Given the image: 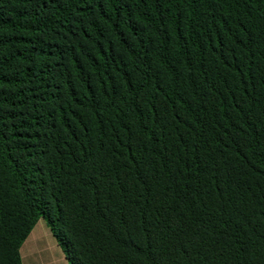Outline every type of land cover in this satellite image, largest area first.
I'll list each match as a JSON object with an SVG mask.
<instances>
[{
	"label": "trees",
	"instance_id": "trees-1",
	"mask_svg": "<svg viewBox=\"0 0 264 264\" xmlns=\"http://www.w3.org/2000/svg\"><path fill=\"white\" fill-rule=\"evenodd\" d=\"M40 219L69 264H264V0H0V264Z\"/></svg>",
	"mask_w": 264,
	"mask_h": 264
},
{
	"label": "crops",
	"instance_id": "crops-1",
	"mask_svg": "<svg viewBox=\"0 0 264 264\" xmlns=\"http://www.w3.org/2000/svg\"><path fill=\"white\" fill-rule=\"evenodd\" d=\"M23 264H69L44 219H40L21 247Z\"/></svg>",
	"mask_w": 264,
	"mask_h": 264
}]
</instances>
